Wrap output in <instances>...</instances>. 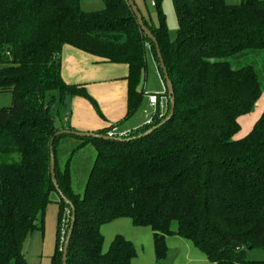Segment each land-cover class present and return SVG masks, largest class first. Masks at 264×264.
<instances>
[{
  "label": "trees",
  "instance_id": "1",
  "mask_svg": "<svg viewBox=\"0 0 264 264\" xmlns=\"http://www.w3.org/2000/svg\"><path fill=\"white\" fill-rule=\"evenodd\" d=\"M104 3L86 12L81 0H0V91L13 98L0 107V264H27L25 240L44 231L52 203L59 206L52 264H63L72 210L52 197V140L57 184L76 215L67 264H132L137 252L123 236L103 252L101 226L122 218L152 230L157 261L168 256L167 238L179 236L214 264H264L247 257L264 249V112L235 139L239 118L264 94V0H173L176 40L162 12L157 28L142 17L173 85L174 115L163 124L169 101L167 112L131 133L71 136L82 142L72 155L88 143L96 149L81 195L72 184V157L64 169L57 159L59 141L70 135L56 134L75 130L57 119L70 116L77 96L94 101L63 80V47L129 66V115L141 107L148 45L160 68L128 0Z\"/></svg>",
  "mask_w": 264,
  "mask_h": 264
},
{
  "label": "crops",
  "instance_id": "2",
  "mask_svg": "<svg viewBox=\"0 0 264 264\" xmlns=\"http://www.w3.org/2000/svg\"><path fill=\"white\" fill-rule=\"evenodd\" d=\"M61 62V76L63 80L69 85L84 87L94 103L80 96L73 98L70 116L64 117L63 121H60L59 127L70 125L75 131L96 134L100 132L109 133L116 129V134L124 135L151 123L152 116L151 118L147 116V113H145L147 110H145L143 104L151 108L148 95L155 93L149 92L146 88L144 83V72L138 86V92H141L143 96L141 107L138 110L142 109L146 115L142 118L138 115V110L132 115H129V66L127 64L111 63L104 58L91 55L71 45H65L63 47ZM167 106V98L162 97L159 101L160 110L166 112ZM263 112L264 94L257 102L255 110L252 113L239 118L241 130L235 136V139L240 140L245 138L261 118ZM76 139L77 138L61 139L58 143L57 156L61 149L62 155H64L63 151L66 152L64 149L70 147L71 155H69V157L71 158L73 150L82 144L80 140ZM90 146L91 144L81 147L76 151V154L84 151V149H88ZM92 147L94 150H89L91 155L89 157L91 159L88 161L87 158L83 167L80 169L78 167V170L82 171L80 176L83 179L85 178L84 180L86 183L92 169V163L90 162H92L93 158H96V149L94 146ZM69 157L64 160L60 168L64 169L66 163L70 159ZM72 163L73 157L71 159L70 169L74 188L75 178H77L79 174L77 173V167L73 166ZM52 197L55 201H58L60 196L54 193ZM58 212V204H50L45 215L44 231H35L25 240L23 254L27 264H52V257L55 253L57 244ZM168 239L170 242V237H168L167 240ZM200 253L202 252L200 251ZM192 254L196 255V252L189 246L188 254L186 255L188 264H206L205 262L207 260L204 256L200 257L198 256L199 254H197V256L192 257ZM247 257L249 260H253V257Z\"/></svg>",
  "mask_w": 264,
  "mask_h": 264
},
{
  "label": "rangeland",
  "instance_id": "3",
  "mask_svg": "<svg viewBox=\"0 0 264 264\" xmlns=\"http://www.w3.org/2000/svg\"><path fill=\"white\" fill-rule=\"evenodd\" d=\"M136 7L138 8L140 14L142 17L145 18L147 23L152 27H159L161 24V18H160V12L163 14L166 25L168 27V31L170 34V37L172 40H176L178 36V29H179V23L178 18L176 15L175 7L173 0H163L159 7H153L152 2L154 0H133ZM241 0H227V3L230 5H236L239 4ZM105 3L104 0H81V8L83 11L91 12V11H100L104 9ZM147 66L146 70L144 72V83L146 85V88L149 92L158 94L160 96H165V82L164 77L162 76V73L160 71L159 65L155 59V55L150 47V45L147 46ZM13 102L12 95L10 93H4L0 91V107H8L11 106ZM143 107H145V110L148 111V115L150 118L153 114V109L150 107H147L146 104H143ZM138 115L142 118L145 115L143 110H138ZM146 118V117H145ZM60 119H57V124L59 125ZM65 138H74L71 136H67ZM79 140V139H76ZM88 149H84V151L74 155L73 157V166L77 167V173L79 176L75 178V184H74V190L76 193L83 195L85 191V178H81L80 174L82 173L81 170H78L83 167L86 159L88 158V161L91 159L89 156V150H94L92 143ZM87 144V145H88ZM63 151L62 155V149L58 153V163L61 166L64 163V160L71 155V149L70 147H66ZM95 154V152H94ZM70 158V157H69ZM96 158H93L91 167H93L94 162ZM101 232L104 236V244H103V252L106 253L110 250V247L114 241V239L117 236H123L127 240L131 241L133 245L135 246L137 256L133 259L132 264H188L186 255L188 254V248H193V251L196 252V255L192 254V257L197 256H204V258L207 260L206 264H212L208 261L207 257L200 253L194 246V244L190 241H186L180 237L172 236L167 240V246H168V256L166 259L162 261H157L156 255H155V248H154V240H153V232L148 227H136L134 226L133 222L129 218H122L119 220H116L111 223H107L101 226ZM189 244V245H188ZM247 256H250V258L253 257L252 261L255 260H264V249H254L251 251H248ZM199 262V261H198ZM197 264H203V263H197Z\"/></svg>",
  "mask_w": 264,
  "mask_h": 264
},
{
  "label": "water",
  "instance_id": "4",
  "mask_svg": "<svg viewBox=\"0 0 264 264\" xmlns=\"http://www.w3.org/2000/svg\"><path fill=\"white\" fill-rule=\"evenodd\" d=\"M130 6L132 7L137 19H138V23L141 26L142 30L144 31V33L149 37V39L155 44L156 47V54L158 57V60L160 62V68L163 72V77H164V82H165V88L168 92V99L170 101V113L168 115V117L166 118V120L163 122L166 123L168 122L174 115V110H175V97H174V90H173V85L172 82L169 78L168 75V71L167 68L165 66L163 57H162V53L159 47V44L156 40V38L154 37V35L151 33V31L145 26L144 22H143V18L138 10V8L136 7L135 3L133 0H128ZM155 129L157 128H153L152 130H150L147 134L152 133ZM62 135H70V136H75L78 138H103L106 140L111 139L109 136H104V135H99L96 133H86V132H78V131H69V130H63L60 131L59 133L56 134L57 137L62 136ZM51 176H52V180L53 183L57 189V192L59 194V196L70 205L71 210H72V222H71V227L68 233V236L66 238L65 244H64V255H63V264H67V257H68V248H69V244H70V240H71V236L73 233V229H74V224H75V220H76V215H75V208L72 205V203L65 198L61 191L59 190L58 184H57V179H56V172H55V168H56V161H55V153H54V149H53V140H52V144H51Z\"/></svg>",
  "mask_w": 264,
  "mask_h": 264
},
{
  "label": "built area",
  "instance_id": "5",
  "mask_svg": "<svg viewBox=\"0 0 264 264\" xmlns=\"http://www.w3.org/2000/svg\"><path fill=\"white\" fill-rule=\"evenodd\" d=\"M152 5L153 6L155 5V2L154 1L152 2ZM166 93H167V90L165 92V96H163V97L167 98V101H168L167 111H168L169 110V99H168V96L166 95ZM161 98H162V96H160L158 94H149L148 95V99H149L151 108L153 109V114H152L151 122H152L154 116H156V115L162 116L165 113V112H162L160 110V108H159V101H160ZM145 113H147V115H148V112L147 111ZM116 135H117L116 134V129L115 130H112L111 132L108 133V136L110 138H114Z\"/></svg>",
  "mask_w": 264,
  "mask_h": 264
}]
</instances>
